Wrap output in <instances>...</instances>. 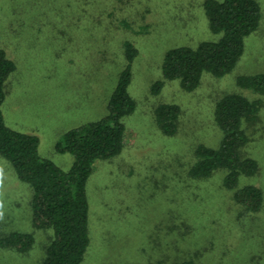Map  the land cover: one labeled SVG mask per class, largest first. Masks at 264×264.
<instances>
[{
	"label": "rangeland",
	"instance_id": "obj_1",
	"mask_svg": "<svg viewBox=\"0 0 264 264\" xmlns=\"http://www.w3.org/2000/svg\"><path fill=\"white\" fill-rule=\"evenodd\" d=\"M203 2L0 0V49L16 66L1 107L5 124L36 136L40 156L64 171L72 156L56 153L55 143L65 131L106 115L123 65L122 44L130 41L138 50L128 87L136 107L123 119V150L97 162L87 185L91 242L82 264H264V208L254 218L240 216L220 187L221 173L202 182L185 175L194 148L219 141L215 100L235 92L262 102L260 122L244 124L243 153L257 159L262 172L246 182L264 192V95L235 85L237 76L264 74V0H257L260 26L245 40L235 69L221 79L203 74L187 93L177 81L163 80L161 63L172 47L216 39ZM158 81L162 86L154 94ZM162 104L180 108L174 137L156 125L154 112ZM30 197L0 158V235L34 238L26 254L0 249V264L43 261L51 232L32 227Z\"/></svg>",
	"mask_w": 264,
	"mask_h": 264
},
{
	"label": "trees",
	"instance_id": "obj_2",
	"mask_svg": "<svg viewBox=\"0 0 264 264\" xmlns=\"http://www.w3.org/2000/svg\"><path fill=\"white\" fill-rule=\"evenodd\" d=\"M202 7L208 29L216 39L202 41L194 48L172 47L164 53L161 63L163 80L177 81L187 93L198 88L203 74L215 79L230 74L244 54L245 40L258 30L262 18L257 0H204ZM121 50L123 65L107 100L106 115L65 131L55 143L56 153L72 156L70 168L64 171L40 156L36 136L6 126L1 107L6 98V83L16 66L0 49V158L31 192L32 227L51 232L41 264H82L90 246L87 185L97 162L109 161L121 154L125 134L123 119L136 107L128 87L138 50L130 41H124ZM235 85L264 95V74L237 76ZM161 86L162 81L156 82L152 93L157 94ZM261 108V100H250L235 92L221 94L213 108L219 141L214 147L197 145L192 152L193 161L185 172L187 179L197 182L221 173V189L230 194L239 215L247 218H254L264 208L262 188L246 182L262 173L260 164L243 153L248 143L244 124L256 126ZM154 114L159 131L166 137H174L181 114L179 106L162 104ZM33 244V235L29 233L0 235L2 250L26 254ZM177 264L198 263L188 259Z\"/></svg>",
	"mask_w": 264,
	"mask_h": 264
}]
</instances>
